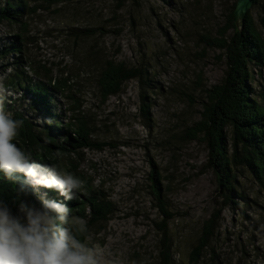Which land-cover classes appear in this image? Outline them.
Wrapping results in <instances>:
<instances>
[{"label": "rangeland", "instance_id": "rangeland-1", "mask_svg": "<svg viewBox=\"0 0 264 264\" xmlns=\"http://www.w3.org/2000/svg\"><path fill=\"white\" fill-rule=\"evenodd\" d=\"M132 1L136 5H133ZM132 1H127L126 5L118 10L117 0H84L85 6L93 11L94 20H90L80 5L62 8L61 5H50L48 0H37L39 5H49V11L40 7L38 16L28 18L33 22V27L26 30L19 25L7 23L9 25L0 28V44L3 46V39L9 40L16 33H27L29 39L25 47L30 46L32 49L34 54L32 58L54 68L58 78H68L78 95L80 96L81 92L80 97L87 98L86 116L94 128L93 138L111 143L104 149L105 153L99 154L97 153L99 145L90 142L93 144L90 147L94 150L87 152L88 160L98 164V171L93 172L94 176L105 179L106 186L114 189L113 196L121 209V219L114 220L110 224L113 233L109 237L107 246L100 247L97 244L95 247L101 264H107L106 261L115 264L121 259L123 264H128L125 254L130 250H139L144 264H156L162 234L153 220L159 223L162 217L149 194L141 190L140 193H134L136 189H140L144 176L150 172L147 140L151 141L154 149L153 158L164 169L165 185L168 186L167 200L175 212L177 209L181 210V217L176 219L169 229L178 251L177 260L182 261L180 264H187L189 253L196 245L203 222L211 215L214 204H217V181L213 169L207 166L209 151L206 143L184 137L186 128L182 124L181 120L184 118H180L181 113L186 112L184 122L190 124L192 117L197 112H201V100L205 96V93L198 89L195 96L198 102L189 95L187 99V91L192 88L185 70L194 66L196 48L193 43L200 50L199 41L196 39L205 38L210 33L217 35L218 29L226 21L225 8L231 9L232 4L224 1L208 4L214 5L217 18L221 20L220 27L215 25L216 32L205 27L207 21L203 17L204 4L193 10L188 16V36H185L183 28L178 25L182 21L181 0ZM253 3L252 0L249 9ZM172 5L176 6L175 10L170 8ZM255 12L257 15L264 14V0L256 4ZM246 13L241 15L237 11L238 16L242 17ZM49 16L56 26L51 24ZM212 23L214 24L215 21L213 20ZM161 24L166 26L168 32L175 37L172 44L166 42L161 35L158 28ZM258 24L263 30L264 37V27L261 22ZM67 25L76 26V30L93 28L95 25L99 33L96 39L92 36L80 39L84 48H74L73 42L69 40L72 29ZM102 26L106 31L101 30ZM179 37H182L181 40ZM96 43L102 48L101 58L113 59L126 67H139L143 70L144 80H147L145 76L147 73L162 84L157 90L160 95H154L156 106L151 109L154 113L151 120H146L141 114V104L138 99L142 86L139 79L126 82L123 93L113 96L103 106L98 104L99 94L92 91V80L87 76L78 79V73L84 68L80 67V62L87 55L86 46ZM187 44L190 46L189 55L181 51V48L186 47ZM77 49H81L82 53H73ZM210 52L215 54L213 60L201 53L203 57L198 60V67L200 70L202 67L207 69L209 80H217L226 68L225 60H221L220 56L224 58L226 56L216 50ZM95 55L98 57V54ZM1 60L2 58H0V67ZM252 69L257 80L255 83L264 85V69L260 71L255 65H252ZM18 71L21 78H25L26 75ZM7 73H10V70ZM29 76L33 74L30 73ZM3 77L4 75L0 74V83L7 89V96L14 98V94L4 85ZM19 78L14 76L15 80ZM11 82L12 80L7 81L8 84H12ZM62 102L63 98L58 96L53 101V106L57 108ZM124 107L135 112L131 117L133 121L131 134L117 135L114 122L98 128L103 117L122 116L119 108ZM46 114L42 109L40 117ZM155 149L161 150L158 152L159 156ZM180 149L183 150L181 161L178 159ZM105 160L111 163V167L107 170L99 164V162L104 163ZM178 165L181 174H185L186 177L178 178L175 175ZM204 169L205 172L202 171ZM149 210L150 215H148ZM257 212L256 208L247 207V213L252 220L249 221L248 227L242 228L246 225L242 215L232 214L226 208V218L222 222L224 226L221 230L223 233L216 240L217 247L222 251L221 264H255L256 260L259 264H264V250L256 249L260 239L254 225ZM225 230L236 231L237 234L229 235ZM89 237L90 244L92 238L97 236ZM123 249L125 253L122 254ZM204 264H213L209 254L205 256Z\"/></svg>", "mask_w": 264, "mask_h": 264}, {"label": "trees", "instance_id": "trees-1", "mask_svg": "<svg viewBox=\"0 0 264 264\" xmlns=\"http://www.w3.org/2000/svg\"><path fill=\"white\" fill-rule=\"evenodd\" d=\"M12 1L17 3L15 0ZM18 1L20 4H17L24 7L25 12H14V6L11 1L2 3L0 0V12L4 11L8 15H21V18L13 16L12 20L0 17V27L4 23H12L19 25L25 30L28 29L27 24H25L28 19L27 9L23 3L24 0ZM127 1L128 0H117V9H122L126 5ZM204 1L207 4L224 1L232 4L231 9L233 8L236 10L239 0ZM60 2L61 0H56L55 2L54 0H49L50 4ZM203 3L204 2L202 0H181L182 21L178 25L183 28L185 36H188V16L192 14L193 10L201 7ZM258 3H260V0H255V3H253L249 11L246 13L245 19L241 17L236 19L234 13H231L230 17L227 14L225 24L218 29L217 35L210 33L206 35L205 38H201L200 40L196 39V41H199L198 46L200 49H204V52L202 53L204 56L207 55L206 53L208 51L217 50L216 44H219L222 49V54L226 56L225 59H227V62L225 61L226 68L223 73L224 77H221L218 84L212 85L210 86L211 88L208 89L209 83L206 81L203 72L198 67V60L203 57L202 54L196 53L194 66L185 70V74L190 82L191 88L195 91L201 89L205 93V96L201 100L202 110L200 112V115L204 116V120L195 122L190 126L188 125V130H184V137L188 140L198 139L206 143L209 151L207 166L213 169L215 173L217 181V194L218 190L220 193L224 192V185L220 175L215 169L216 143L211 140L208 130L211 131L215 137H225L227 142L225 146L227 150L226 157L229 160H233L234 163L240 162V164L246 165L249 175L255 182L258 181L254 179L249 165H255L257 168L264 169V159L261 160L259 158L264 157V85L256 84L255 82L257 80H255V76H253L251 72L252 65L257 64L260 67H264V37L256 32V29L259 32L261 30L258 22H261V25L264 27V14H256L255 9L256 4ZM40 7L43 6L39 5V8ZM20 20L22 21L19 22ZM236 21H239V23L241 22L245 33L253 37L257 46L256 50H252L247 53L244 52L242 42L246 38ZM226 28H234L235 35L233 39L230 41L218 40V36H223L227 33ZM101 30L106 31V28L102 26ZM16 34L19 36L22 45L25 46L27 40L29 39L27 33L20 32ZM75 34L76 39H78L77 36L82 39L92 36L93 31L92 28H84L81 30L77 29ZM181 38L182 37H179L180 40ZM12 40L16 41L15 34L12 36ZM73 47L84 48L85 46L82 41L79 40L77 42H73ZM10 48H13L12 42L10 44ZM101 50L102 48L98 43L86 46L87 55L80 62V67L84 68L82 72L78 73V79L87 76L89 80H92V91L95 93L97 92L100 95L99 99L101 100V103L105 104L113 96L121 95L122 93L120 92H123L125 83L128 81L139 79L138 81L140 82V85L143 83L145 86H149L147 80H144L141 68L136 66L126 67L124 64L116 63L113 59L101 58ZM1 51H6L3 52L0 57L5 58L3 60V68H7L10 65V62L13 61V57L10 56V51H8L5 45L2 47L0 46V53ZM181 51L189 55V44H187L186 47L181 48ZM95 54H98V57ZM17 55H20V53H17ZM220 59L223 60L224 57L220 56ZM27 62L29 63V66L25 64L23 69L19 65L11 62L10 67L13 68L14 71H16L17 67H19L22 72L27 73V68L35 74L33 77L26 76L27 79H19L18 82L33 79L37 81L44 80L45 84H49V89L44 93V98L40 103L34 100V96L37 92L35 86H33V90L29 94L30 99H32L31 102H36L32 105L33 110L39 112L40 107L44 105L47 112L52 114L53 111L50 107L51 101H53L56 95H61V93L53 86H57L61 91L67 93V100L72 106V109H78V112H73L70 117V131L66 132L69 141H74L76 143V148H70L68 145L62 147L60 143L52 139V134L59 133L62 136V141H64V135H62L61 130H56L57 128L53 123V121H55L58 125L60 121L56 122L54 116L51 121L47 122H40L32 116H28L27 119L23 120L17 116L16 113L12 114V112H10L12 111L10 109L12 103H9L6 106L3 105L4 110L9 112L14 119L23 121V126L19 130L17 140L20 141L21 144H18V146L22 147L26 151H31L33 153V160H43L46 158L52 163L55 160L60 167V170L66 173H72L84 182L83 194L78 200L73 201V205H75V207L65 204L74 211L73 215L77 218V223L83 222L86 225L87 231L80 236L81 240L89 237L90 235L101 237L99 232L102 230L105 234H112L113 230L110 228V224L114 220L121 219V209H118V206L115 203V198L113 196L114 189L106 186L105 179L101 178L99 183H95V176L93 172L98 171V164L88 160V150L94 149L86 144L87 141L96 143L99 145L98 149L100 150L105 149L107 146L111 145V143L107 141L95 140L93 138L94 128L89 122L86 113L82 112L81 103L78 100L72 99L73 96H76L75 99L80 98V96L78 95L77 90L72 88V84L69 83L68 78H58L55 74L54 68L48 67L43 63L38 64V61L32 58L31 55L27 56ZM38 69H43L45 71L44 77L37 71ZM238 69H241V71L235 75V73L238 72ZM245 69H248L247 74H244ZM8 79L14 80L12 75H9L8 78L4 80V84ZM11 87L17 90L14 84ZM37 90L40 89L37 87ZM31 95L33 97H31ZM141 98L150 100L149 90L146 91L145 96L142 94ZM13 101L14 100H12V102ZM141 114L143 116L146 115V111L142 108ZM232 118L242 121L243 127L245 125V130L243 129V131L238 132L240 136L243 137L244 141L238 139L237 133L234 132L238 128V125L233 123ZM87 121L90 123V126L85 124ZM226 125L229 128V132L225 131ZM37 126L39 127L40 132L45 130L44 127H48L49 132L51 133H48L47 136H41V134L38 133ZM202 128L206 129L205 134L203 133ZM188 132L192 133V135ZM250 135L254 136L260 143L257 144L252 139L248 138ZM253 150L257 152L259 157L256 156ZM245 151H247L249 155H246ZM72 152L73 154L71 155ZM46 156H48V158ZM149 167L150 172L144 176V182L140 185V189H136L134 193H140L141 190L151 195L155 203V207L158 209L161 217H172L175 214V211L172 209L171 204L167 200L166 192L168 190V186L165 185L164 182L163 187L161 175L158 173V162L153 157L149 160ZM234 172V177H237L236 171ZM22 179H25L24 176ZM21 181V178L17 175L10 178L5 175L3 170H0V200L7 203L14 214H18V205L21 202L16 201L17 197H23L25 195V192L23 191L18 192V185ZM229 181L233 182L235 180L230 178ZM259 182L262 183L261 179H259ZM232 187H234V185H232ZM258 193L247 198L250 200L249 206L251 208H256L258 211L254 225L257 228L260 239L256 249L264 250V186H258ZM259 195L261 196V201L258 199ZM24 202L30 205H35L34 200L31 198L29 193H26ZM227 203L228 199H225L224 210L227 208ZM36 207L38 208V206ZM92 211H94L93 214ZM246 219H248V221L252 220L248 213ZM221 220H223L222 212L219 211L215 215L212 211L209 219L204 221L202 231L197 239L196 245L189 253L187 264H204L205 256L208 254L213 261V264H221L223 260L222 251L216 245V240L221 235ZM154 221L155 220H153V222ZM155 225H157L159 230L162 229L161 232L163 233L162 243L160 242L159 244L160 256L157 264H176V261L174 260V242L168 233L169 227L163 226V220L159 223L157 221ZM101 238L105 239L104 236ZM99 243L105 245L108 242L107 240H104ZM114 245H117V243H114ZM125 257L128 264H144V261L142 260V253L139 250H130L127 254H125ZM181 262L182 261H179V264Z\"/></svg>", "mask_w": 264, "mask_h": 264}, {"label": "bare ground", "instance_id": "bare-ground-1", "mask_svg": "<svg viewBox=\"0 0 264 264\" xmlns=\"http://www.w3.org/2000/svg\"><path fill=\"white\" fill-rule=\"evenodd\" d=\"M15 1L18 4H20V2L18 0H15ZM20 1H22V0H20ZM44 1H46V0H44ZM55 1L56 0H54V2ZM128 1H132V0H128ZM202 1L204 2L203 4H204V7H205V12L203 13V17L207 21V23L205 24V27L208 30H213V32H216L215 25L220 27L221 26V20H219L217 18V14H216V10H215L214 5H208L207 3H205L204 0H202ZM23 3H24V6L27 9V19L29 17L33 18V17L39 15V12H38L39 11V5L37 3V0H24ZM60 4H61L62 8H70V7L72 8V7H78V5H80V7L82 8V10L85 13V15L90 20H94L93 11L91 10V8H87L85 6L84 0H61ZM132 4L136 5V3L134 1H132ZM48 7H49V5H45V4L43 5V8L47 12L49 11ZM170 8L172 10H175L176 6L172 5ZM225 12L228 14L229 17L231 16V13H234L236 19L239 17L238 14H237V10H235L233 8L229 9V10L225 8ZM13 16H16V18H21L20 14L8 15L4 11L0 12V17H2L3 19L12 20ZM50 17L51 16H49V21L51 22V24L56 26V23L53 22ZM213 20L215 21L214 24L212 23ZM21 21L22 20H20L19 22H21ZM236 23L239 25V27L241 28L242 33L244 34V37L246 38L242 42V44L244 46V52L247 53V52H250L252 50H256L257 46H256V42L254 41L253 37H251L247 33H245V31L243 30V25H241V22L239 23V21H236ZM25 24H27L28 28H32L33 27V22L31 20H28V21L26 20ZM6 25H9V24H7V23L5 24L4 23V24L1 25L0 28L5 27ZM67 27L72 29V31L70 33L69 40L72 41V42L79 41L80 37L77 36L78 39H76V36H75L76 35L75 34L76 26L67 25ZM158 28H159V30L161 32V35L165 39V41L168 42L169 44H172V42L175 40V37L170 32H168L166 26L161 24V25H158ZM226 30H227V33L224 34L223 36H218L217 37L218 40H220V41H224V40L230 41V40L233 39V37L235 35L234 28H226ZM92 31H93L92 37H94L96 39L97 38V34L99 32H98V30H97L95 25L93 26ZM66 32H67V30L65 31V33ZM256 32L259 35L263 34V30H260V32H259L256 29ZM50 34L52 35V33H50ZM15 39H16V41L12 40L13 48H10V44L7 43V42H2V43H4V45L7 47L8 51H10L9 52L10 56L13 57V61H11V62H13L14 64L19 65L23 69V66H25V64H27V66H29V63L27 62V56L31 55L32 57H34V54L32 52V49L30 48V46H26L25 47V46L22 45V43L20 41V38H19V36H17V34H15ZM1 45L2 44H0V46ZM193 45L196 48L195 53L201 54V53L204 52L203 48H201L199 50L194 43H193ZM216 47H217L216 51L222 52V49L220 48L219 44H216ZM1 50H3V49H1ZM3 52H6V51H1L0 56L3 54ZM17 53H20V55H17ZM73 53H75V54L82 53V50L81 49H77ZM6 54H8V53H6ZM206 54H207L206 56L208 58L210 57L213 60V57H214L215 54H212L210 51H208ZM224 60L227 62V59L224 58ZM11 62H10V65H11ZM37 63L41 64L42 62L38 61ZM10 65L7 68H9ZM7 68H5V67L3 68L2 67L0 69V73H6L7 74ZM37 71L40 72L43 77L45 76V71L43 69H38ZM201 71L203 72L206 81H208V83H209V86H208L209 88L208 89L211 88L210 86L218 84V81L221 79V77L222 76L224 77V75H222L217 80H213V79L209 80L207 69L205 67H202ZM240 71H241V69H238V72L235 73V75H237ZM247 73H248V69H245V73L244 74H247ZM145 76L147 77V82L149 83V86H145L143 83H141L142 87L140 88V91L145 96L146 95V91L150 90V92H152V94L150 95V98L152 100H147L146 98H141L140 97L138 99V101L140 102V104H142V109H144L146 111V115L144 116V118L146 120H151L152 117H153V114H154L153 112H151V109H154V107L156 106V103L153 100L155 98L154 95H157V96L160 95L157 90H158V88H160L162 86V84L159 82V80H157L155 78H152L147 73L145 74ZM14 83H15V88L17 89V91L20 90L21 94H17L16 90L13 87H11V86L8 87V90L10 92H12L14 94V96H15V100L12 102V104L10 106V109L12 110L10 112H12V114L16 113L17 116H19L23 120L27 119V117L30 116L31 114H37L36 110H35L34 113H30V111H31L30 109H32L33 103H36V102H31L32 99H30L29 94L33 90V86H35V89H36L37 93L34 96L35 97L34 100L37 101L38 103H40L42 101V99L44 98V93L47 92L48 89H49V84H45L44 80L35 81L33 79L25 80V81H22V82H17V80H14ZM37 87L40 90H37ZM53 87L58 92L61 93V96L63 98L62 104L59 105L56 108V111H54L53 116H54L56 122L60 121V123L56 126V128H57L56 130H59V131L61 130L62 135H64V141H62L63 140L62 136L59 133L52 134V136H53L52 139H54L55 141L60 143V145L62 147H65L66 145H68V146H70V148L75 149L76 148V143L74 141L73 142L69 141L66 132L70 131V124H69L70 117L72 116L73 112L77 113L78 109L77 108L75 110L72 109V106L70 105V103L67 100V97H68L67 93H65L64 91H61L57 86H53ZM39 91H42V92H39ZM120 93H123V92H120ZM188 95L190 97H192L196 102H198L195 99V96L197 95V90L196 91L193 90V89L188 90L187 94H186L187 99H188ZM16 96H17V98H16ZM80 96H82L81 92H80ZM98 96H100V95H98ZM5 97L6 98H5V101H4V106L9 104V101H10L9 96L6 95ZM75 97L76 96H73L72 99L73 100H78L81 103L82 112L87 113V111H88V102H87L88 100H87V98L80 97L78 99H75ZM94 98H95V96H94ZM94 103H97V102H94ZM98 104L103 106V103H101V100H98ZM26 107H28V108H26ZM19 113H22V114H19ZM119 113L122 116L118 117L116 115V116H112V117H103L101 123L98 126V128H101L103 125H106L108 123L114 122L115 133L117 135H121V134L122 135H128V134H131L132 133V128H133V121H132L131 117L135 114V112L133 110L127 108V107H124L122 109L119 108ZM185 114H186V112H182L181 115H180V118H184L181 121H182V124H183L184 128H186L187 130H188V125L190 126L191 124H193L195 122L204 120V116L200 115V113L197 112L192 117V119L190 120V124H189L187 122H184L186 120ZM46 117H47V114H46ZM232 119H233V123L238 125V128L234 132L237 133L238 139L244 141L243 137L240 136V134L238 132L239 131L240 132L243 131V129L245 130V125L243 127L242 121H239V120L234 119V118H232ZM85 124H87V126H90V123H88V121ZM253 126H255V125H253ZM44 128H45V130L43 132H40V129L38 127V133L41 134V136H47L48 133H51V132H49V128L48 127H44ZM181 128H182V125H181ZM163 131H165V129ZM202 131L205 134L206 129L202 128ZM225 131L229 132V128H228L227 125L225 126ZM188 133L190 135H192V133H190V132H188ZM208 133L210 135L211 140L216 143V145H215V147H216V150H215L216 151V155H215V169L218 172V174L220 175V177L222 179V183L224 185V192L220 193L219 190H218V194L216 195L217 196L216 197L217 204H214L213 213L216 215L219 211L222 212L223 220H221V221L223 222L224 219L226 218V213H225V210H224L225 209V199H228V203H227L228 210L232 214H235V213L241 214L242 217L245 220V223H246V225L243 226L242 228H246V227L249 226V221H248V219H246V216H247V207L249 206V203H250V200H248L247 197L254 196L256 193H258V186H264V169L257 168L255 165H249V168H250V170L252 172V175L254 176V179H256L258 181V182H255L253 180V178L249 175L246 165H242V164H240V162L234 163L233 160H229L226 157L227 150H226L225 146H226L227 142H226L225 137H223V138L215 137L211 133V131H209V130H208ZM159 138H158V140H159ZM248 138L252 139L257 144L260 143L259 140H257L252 135H250ZM156 140H157V138H156ZM181 141L186 143L184 141V139H181ZM17 142H18V144H21L20 141H17ZM86 144H87V146L93 145L89 141H87ZM146 149L148 150V153L150 154V158H152L154 149H153V147L151 145V141L150 140H147ZM104 151H105L104 149H100L99 152H97V153L103 154V153H105ZM155 151H156V154L159 156L158 152H161V150L160 149H157V150L155 149ZM253 151L255 152L256 156H258L257 152L255 150H253ZM73 152L71 153V155L73 154ZM245 152H246V155H249V153L247 151H245ZM46 157L48 158V156H46ZM87 157H88V155H87ZM259 158L261 160L264 159V157H259ZM178 159L180 161L183 159V150L182 149H180L178 151ZM33 161L36 162V163H41V164L47 165V166L48 165L52 166L54 164L50 160H47L46 158H44L43 160L34 159ZM41 161H43V162H41ZM99 164H101L106 170L111 167V163L108 160H105L104 163H100L99 162ZM154 167H155V165H154ZM202 171L205 172V169L202 170ZM234 171H236L237 177H234V175H235ZM158 173L161 175L162 185L164 187V182L166 180V175H165L163 167L160 166L159 164H158ZM173 173H174V171H173ZM175 175L178 178L181 177V176H183V178L186 177L185 174H183V175L181 174L179 165L176 168ZM17 176L20 177L21 180H22L21 183L18 185V192H21L20 188H21V185L24 183V180L22 179L23 174H17ZM214 176H215V173H214ZM230 178L234 179L235 181H233V182L229 181ZM259 179H261L262 183L259 182ZM214 180H215V177H214ZM99 181H100V179L97 176H95V183H99ZM192 183L193 182L191 180V184ZM232 185H234V187H232ZM247 187H249V189ZM35 192H36L35 189H33V190H31L30 192H27V193H29L31 195V198L34 200V204L36 206H38L39 209H42L43 205H42V200L40 198L41 194H43V193H41L42 189H40V193H35ZM25 197H26V192H25V195L23 197H17L16 201L24 202ZM214 197H215V195H214ZM258 199L261 201V196L260 195H259ZM51 200H55V201L60 202V203L64 202L63 196H61L60 193L58 191H56V190H52ZM74 200L75 199L69 200V205H71L72 207L73 206L75 207V205H73V201ZM115 203L117 204L118 209H120L118 201L115 200ZM63 204H65V203H63ZM90 212H91V208H90ZM93 212L94 211H92V214H93ZM150 214H151V211L149 210L148 211V215H150ZM263 214H264V212H263ZM180 217H181V210L177 209L175 214L172 217H168V218L162 217L163 226L171 227L172 223L176 219H178ZM207 219H209V216H207ZM154 223L156 224L157 221L155 220ZM223 226L224 225H222V227ZM232 230H235V229H232ZM160 231H162V229H160ZM225 232L227 234L233 235V236L237 234L236 231H231V230H225ZM221 233H223V232L221 231ZM102 234H104V235H102ZM99 235L101 237L104 236L105 239H102L101 237L97 236V237H93L92 238V242L90 244H89V238L90 237H87V238L83 239L82 241L87 243L89 246H92V247L95 248L98 242H102L104 240H107V242H108L109 241V237H111L112 234L111 233L105 234L104 231L102 230V231L99 232ZM95 249L97 250V248H95ZM123 252L125 253V249H123L122 254H123ZM258 253H259V251H258ZM106 262H107V264H113V262H108V261H106ZM101 263L102 262H100V264ZM115 264H123L122 259L120 261H118L117 263H115ZM255 264H259V261L256 260Z\"/></svg>", "mask_w": 264, "mask_h": 264}, {"label": "clouds", "instance_id": "clouds-1", "mask_svg": "<svg viewBox=\"0 0 264 264\" xmlns=\"http://www.w3.org/2000/svg\"><path fill=\"white\" fill-rule=\"evenodd\" d=\"M253 2L255 3V0ZM245 18L246 14L243 19ZM12 36L9 40L4 38L3 42L11 44ZM255 66L260 71L264 69L257 64ZM8 70L10 73H1L4 75L2 80L8 78L9 75H12L13 79L14 76L20 77L19 79H27L26 76L33 77L35 75L29 69H26L27 73H24L19 67L16 71L11 67ZM18 70L26 75L25 78H21ZM251 72L254 76L253 69ZM30 73L33 76H29ZM8 80L4 84L6 88L15 85V79L12 80V84H8ZM16 92L17 94L21 93L20 90H16ZM7 94V89L0 83V170H3L5 175L10 178L17 174H23L25 179L20 191L27 193L35 189V193H40V189H42L41 193L43 194L40 198L43 208L39 209L35 205L20 202L18 214H14L8 204L0 200V264H100L98 251L80 239V236L87 231L86 225L83 222L77 223V218L73 215L74 211L65 205L69 204V200L80 198L83 194L84 182L74 174L60 170L55 160L52 166L34 162L33 153L18 146L16 141L23 121L14 119L9 112L4 110L3 105ZM142 94L141 92L140 97ZM58 96L56 95L53 101ZM9 98V103L15 100L13 96H9ZM53 101L50 104L52 114H49L42 105L37 114L30 116L40 122L51 121L53 113L56 111ZM42 109L47 113V117H40ZM34 112L35 110L30 111V113ZM53 123L57 126L55 121ZM52 190L58 191L63 196L65 204L51 200ZM168 233L174 242L170 229ZM161 234L160 242L163 239V233L161 232ZM97 244L100 247L107 246V243L102 245L98 242ZM177 252L174 242V260L176 264H179L176 258ZM159 256L160 251L156 264Z\"/></svg>", "mask_w": 264, "mask_h": 264}, {"label": "water", "instance_id": "water-1", "mask_svg": "<svg viewBox=\"0 0 264 264\" xmlns=\"http://www.w3.org/2000/svg\"><path fill=\"white\" fill-rule=\"evenodd\" d=\"M2 1V3H7L8 1H11L12 2V4H13V6H14V12H22V11H24L25 12V9H24V7H22V6H20V5H18L17 3H15V2H13L12 0H1ZM251 1L252 0H239L238 1V4H237V11H238V13L239 14H241V15H243L244 13H246V11L249 9V7H250V3H251ZM254 1V0H253ZM245 16H243V18H244ZM238 18H240V17H238ZM242 22L244 23V21L242 20ZM3 46H4V44H3ZM2 47V46H1ZM5 58L3 57L2 58V65H1V67H3L4 66V60ZM31 97H33L32 95H31ZM28 108V107H27ZM32 110V112H33V109H31Z\"/></svg>", "mask_w": 264, "mask_h": 264}]
</instances>
